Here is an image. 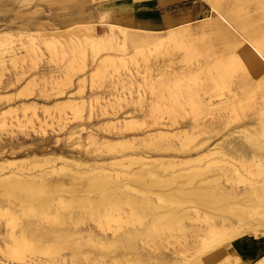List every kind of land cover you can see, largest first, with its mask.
<instances>
[{
    "label": "bare ground",
    "instance_id": "1",
    "mask_svg": "<svg viewBox=\"0 0 264 264\" xmlns=\"http://www.w3.org/2000/svg\"><path fill=\"white\" fill-rule=\"evenodd\" d=\"M33 1L21 0L19 8L13 9L20 15L33 16L35 13H30L32 10H20ZM200 1L208 4L215 16L200 22L207 24L213 39L226 49L222 55L215 54L213 68L201 65L183 73L174 69L170 73L161 72L163 70L158 68L162 61L169 62V67H173L179 51L196 41L190 24L166 31L145 30L137 27L150 22L138 13L132 17L113 13L107 22L95 20L92 15H77L72 19L73 24L63 27L51 20H38L35 24H23L18 29L0 31V78L6 72H22L26 61L32 63L37 54L34 45L53 51L56 45L73 40L86 42L97 55L106 47L124 53L127 47H137L138 50L146 46L148 53L143 55L147 63L143 85L161 94L168 93L171 98L174 97L176 82L198 76L204 67L208 71L221 69L226 76H231L238 67L241 69L225 101L215 102L213 97L203 100L208 109H219L221 113L209 124H196L198 132L193 131L192 124L177 125L172 129L166 123H156L155 119L152 123L147 120L139 123V117L132 110L122 116L118 127L125 130L134 126L147 129L153 124L159 128L140 137H127L121 133L111 140L98 139L89 134L88 145L106 152H117L110 157L75 159L59 156L61 158L55 161L46 158L31 161L10 160L1 156L0 218L4 219L5 228L8 226L12 230L19 226V230L0 229V264H26L29 257L36 258V264L129 263L138 254V243L145 236L184 235L191 230L199 232L197 238L207 248V254L175 262L264 264V219H251L254 209L264 208V119L260 120L264 117V24H261L264 22V0ZM65 2L77 4L79 0H55L49 4L53 6ZM110 5L114 7L112 3L102 6ZM3 11L4 8L0 7V13ZM246 15L250 16L248 20H244ZM158 32L165 34L161 36ZM214 40L209 45L212 46ZM141 51L136 53L141 54ZM153 54L157 61L151 67L148 62ZM111 61L105 59L103 65L93 72H97L96 75L102 79L107 75ZM219 65H223L222 68ZM72 69L75 67L69 68ZM85 69L84 64L81 70ZM155 70L159 73L155 74ZM97 76L93 74V77ZM88 78L86 73L83 74L78 86H86ZM53 79L60 82L59 76ZM118 83L112 81L111 85ZM135 83H138V78L134 74L123 79V86L133 87ZM139 86L142 87L141 84ZM132 95L130 104L136 106L147 101L140 93L136 98ZM244 95H252L260 110L244 124V136H240L238 131H231L216 143L215 133L229 129L228 120ZM56 104H62L64 110H69L71 114H82L86 110L85 100L80 101L73 94L66 95ZM24 117L26 119L16 117L13 122L5 121L3 117L0 128L5 129L8 125L22 128L25 123L33 122L32 117L26 114ZM37 121L39 124L46 123L38 117ZM199 133H208V136L189 147L186 142ZM174 138L185 148L174 144ZM78 142L81 143L80 137ZM126 149L130 151H124ZM169 152H174V156L167 154ZM22 160L30 162L20 164ZM178 167L185 171H174ZM210 169H215L217 175L209 180L208 186L200 184L188 188L201 173ZM168 170L173 171L170 177L164 174ZM174 173L186 174L184 182L174 186ZM223 177L228 185L220 182ZM238 183H248V188L241 190ZM164 186H171V189L154 192L155 188ZM199 207L200 210L197 209ZM202 207L208 210L201 211ZM209 209H217L220 213H212ZM262 213L264 216V211ZM227 214L232 215L235 221ZM150 216L145 224L144 219ZM187 221L191 223L187 224ZM228 245L231 246L230 252L222 255ZM153 257L156 264H174V256L158 254ZM215 257L218 258L213 262ZM137 258L142 259L139 255ZM141 263L144 264V261Z\"/></svg>",
    "mask_w": 264,
    "mask_h": 264
},
{
    "label": "rangeland",
    "instance_id": "2",
    "mask_svg": "<svg viewBox=\"0 0 264 264\" xmlns=\"http://www.w3.org/2000/svg\"><path fill=\"white\" fill-rule=\"evenodd\" d=\"M20 1L0 0V7L4 8V11L0 13V31L18 29L23 24H35L38 20H51L56 25L63 27L73 24L74 20L72 19L77 17V15H92L96 17L95 20L104 22L109 21L110 15L113 16V13L132 17L135 11L130 4L133 2L139 3L143 0H79L77 4L65 2L53 6L49 3L55 0H34L30 6H24L20 9L23 12L32 10L30 13H35L33 16L29 14L20 15L18 14L19 11L17 13L14 11L13 8L18 9L21 5ZM105 3H112L114 7L111 5L102 6ZM210 16L215 17L212 12ZM249 18V15L244 16V20H248ZM261 24H264V22H261ZM206 25L200 21L190 24L191 30L195 33L196 41L189 44V47L182 48L179 51L174 59L173 67H169V62L163 63L162 61L158 69L163 70L161 72L169 73L174 69V71L177 70L183 73L201 65L205 67L208 65L209 68H213L214 63H216L215 54L218 56L224 54L226 47L213 39L214 36L206 28ZM137 28L158 30L147 26V24L138 26ZM98 30L102 32L101 27H98ZM158 33L161 36L165 34V32ZM212 40L215 42L211 46L209 44L212 43ZM139 46L143 47L145 45ZM145 47L138 49L139 51L142 50L141 54L136 53L138 51L137 47H127L124 53L114 52L110 47H106V49H103L97 55L86 42L79 40L68 41L63 45L58 44L54 47L53 51H49L40 45H34L37 54L32 63L31 61H26L23 64L22 72H6L5 76L0 78V121L3 117L8 122H13L16 117L26 119L24 114L33 118L32 123L27 122L22 128L12 125H8L5 129L0 128V157L3 156L10 160L31 159V161L37 158L55 161L58 160L57 158H61L59 156L74 157L75 159L110 157L117 154V152H106L105 149L98 150L88 145L87 137L89 134H93L98 139L111 140L118 137L121 133L127 137L132 135L140 137L145 132H154L159 128L158 125L153 124H150L147 129L134 126L132 129L125 130L124 128L121 129L120 126L118 127L117 123L122 120V116L132 110L139 117V123L144 120L151 121L152 123L153 119H155L156 123H166L172 126V129L177 127V125L192 124L194 125L193 131L196 132L199 131L195 129L196 124H209L214 118L219 117L220 110L208 109L204 105L203 100L213 97L215 102L225 101V98L230 94L237 78L241 74L239 67V69H234L231 76L223 74L221 69L208 71L204 70V67L201 72H198L200 73L198 76L192 74L193 76L190 75L191 77L188 76L189 78L186 77L182 81H179V83L176 82L173 89L174 97L171 98L168 93L161 94L143 85L142 78L146 76L145 67L147 66V63L143 60V55L148 53V48ZM105 59L113 61L108 63L107 75L100 79L96 75L97 72L93 71L99 69ZM125 59L126 61H123ZM156 61V55L153 54L149 58L148 65L152 67L156 64ZM84 64L86 65V69L82 71L81 69ZM71 66H74L75 69L69 70ZM222 66L219 65V68H222ZM85 73L89 77V80L87 79L86 81V86H78L80 77ZM154 73L158 74L159 71L155 70ZM93 74L97 77H93ZM132 74L138 78V83H135L133 87L127 84L123 86V79ZM54 76H59L60 82L54 81ZM9 78L10 84H8ZM71 79L72 83H70ZM112 81H119V83L111 85ZM131 93H133L132 96L135 98L140 93L147 101L137 103L136 106L135 104H130ZM69 94H73L80 101L85 100V112L82 114H71L69 110H64L62 104H56ZM256 96L259 97L260 95L256 94ZM107 101L109 103H106ZM172 108H174V111H171ZM236 108V112L232 113V116L228 120V123H230L229 129L215 133L214 141L216 143L222 141L224 139L223 136L227 132L238 131L240 132V136H244V124L256 116V113L260 110V105L255 104L252 95H244L241 97ZM35 115L41 120L46 121V123L39 124ZM145 116H147L146 119L143 118ZM263 119L264 117L260 118L262 121ZM83 128L84 130H82ZM70 132L76 133L70 135ZM207 136L208 133H199L186 143L189 144V147H192ZM79 137L81 143L78 142ZM173 143L182 148L184 147L180 145L181 143L176 138H174ZM124 151L129 152L130 150L126 149ZM167 154L174 156L175 153L169 152ZM25 162L30 161L22 160L20 164ZM17 163L19 164V162ZM175 170L185 171L182 167L175 168ZM172 172V170H168L164 174L170 177L169 174ZM183 174L174 173V186L184 182L186 174ZM215 175H217L215 169H210L208 172L204 171L192 184L188 185V188L200 184L208 186L209 180L216 177ZM258 179L260 180L261 178L258 177ZM225 180L226 178L223 177L220 179V182L225 184ZM247 185L248 183L246 185L244 183L237 184L241 190L245 187L247 189ZM170 189L171 186L158 187L154 189V192H168ZM188 206L189 204L186 205V207ZM197 209L200 210V207ZM206 210L208 209L201 208V211ZM209 211L220 213L217 209H209ZM263 211L264 208L260 207L254 209L251 219L253 221L255 218L256 220L264 219L263 213L261 214ZM227 216L229 218L233 217L228 214ZM150 218L151 216L144 219V223H148V219ZM231 219L235 221L234 217ZM189 223L191 222L187 221V224ZM3 225L4 219L0 218V229L7 231L19 230V226L11 230L8 226L5 228ZM198 233L196 230H191L184 235L176 233L175 235L171 234L162 237L145 236L138 243V254H135L129 263L126 261V263L122 262V264H143L141 261H144V264H156L153 255L158 254L168 255L169 257L174 256V264H180L175 261H180L182 258L193 259L195 256L201 255L203 257V254H207V248H204L202 243L199 242L200 238H197ZM160 243L162 244L160 245ZM230 247L228 245L227 249L223 250L222 255H228ZM137 255L141 256L142 259H136ZM149 257L151 258L149 259ZM128 258L131 257L128 256ZM217 258L215 257L213 262H216ZM35 259L34 257L32 259L30 257L27 258L28 263L26 264H36L34 263Z\"/></svg>",
    "mask_w": 264,
    "mask_h": 264
},
{
    "label": "crops",
    "instance_id": "3",
    "mask_svg": "<svg viewBox=\"0 0 264 264\" xmlns=\"http://www.w3.org/2000/svg\"><path fill=\"white\" fill-rule=\"evenodd\" d=\"M130 5L150 22L147 26L162 31L199 22L211 13L210 6L200 0H143Z\"/></svg>",
    "mask_w": 264,
    "mask_h": 264
}]
</instances>
